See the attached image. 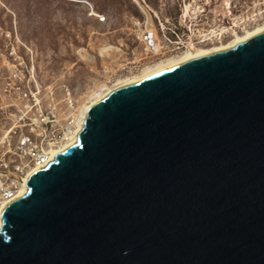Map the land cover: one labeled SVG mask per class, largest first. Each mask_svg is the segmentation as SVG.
<instances>
[{"label":"water","instance_id":"water-1","mask_svg":"<svg viewBox=\"0 0 264 264\" xmlns=\"http://www.w3.org/2000/svg\"><path fill=\"white\" fill-rule=\"evenodd\" d=\"M0 213V264H264V30L118 87Z\"/></svg>","mask_w":264,"mask_h":264},{"label":"rangeland","instance_id":"rangeland-1","mask_svg":"<svg viewBox=\"0 0 264 264\" xmlns=\"http://www.w3.org/2000/svg\"><path fill=\"white\" fill-rule=\"evenodd\" d=\"M84 1L104 19L89 15ZM144 1L169 25L181 23L187 14L192 19L202 7L204 12L197 23L216 27L233 22L241 28L238 33L264 21V0ZM150 17L156 24L152 13ZM142 18L132 0H0V26L16 30L24 44L23 55L32 57L38 82L42 87H52L57 96L62 85L68 86L81 104L101 85L109 86L157 61L141 59L134 24ZM229 37L227 34L222 40ZM80 48L88 55H78ZM167 56L172 55L164 58Z\"/></svg>","mask_w":264,"mask_h":264},{"label":"built area","instance_id":"built-area-1","mask_svg":"<svg viewBox=\"0 0 264 264\" xmlns=\"http://www.w3.org/2000/svg\"><path fill=\"white\" fill-rule=\"evenodd\" d=\"M132 1L143 15L134 24V36L141 46V59L147 61L219 41L220 34L224 39L241 29L233 22L216 27L208 22L197 23L203 7L192 19L187 14L181 23L169 25L144 0ZM84 3L89 15L104 19L88 1ZM22 47L14 28L0 26V213L26 186L29 170L44 167L50 161V150L72 138L80 113L81 103L71 88L62 85L57 96L52 87H42L32 57H25ZM77 54L84 56L87 52L80 48Z\"/></svg>","mask_w":264,"mask_h":264},{"label":"bare ground","instance_id":"bare-ground-1","mask_svg":"<svg viewBox=\"0 0 264 264\" xmlns=\"http://www.w3.org/2000/svg\"><path fill=\"white\" fill-rule=\"evenodd\" d=\"M185 9L187 10L186 6H185ZM234 25H236V24L234 23ZM263 30H264V21L254 25L253 27H251L249 29H245V30L241 31L240 33L233 30L229 39L225 40V41L222 40V36L220 34V36L218 37L219 41H217L215 43H211L210 45H207V46L206 45L205 46L198 45L201 47L192 46L191 48L185 49L176 55L167 56L165 58L163 57V59H161V58L159 60L157 59V61L152 63V64L144 65L137 73L120 77L109 86H103V85L100 86L99 85L100 87L97 90L91 92L90 95L88 94L89 97L87 98V100H85V102H83L80 105L79 118H78L77 125L75 128V132H74L72 138L69 141L60 145L59 147L52 148L50 150L49 160L51 161L53 159V156L56 153H58L59 151L67 148L68 146H70L76 142V133L82 127L84 116H85L87 109L93 103H95L96 101H98L99 99L104 97L106 94H108L110 91H112L118 87H121L123 85L130 84V83L136 82L138 80H141L145 77H148V76L153 75V74H155L161 70H164L166 68H169L171 66L179 64V63H181L187 59H190L192 57L230 48L237 43H240L244 40L251 38L252 36L258 34L259 32H261ZM222 41H224V42H222ZM37 169L38 168H32L31 170H29L27 177ZM25 181H26V179H25ZM25 191H26V186L24 185V187L18 193L17 197L23 195ZM0 228H1V225H0Z\"/></svg>","mask_w":264,"mask_h":264}]
</instances>
